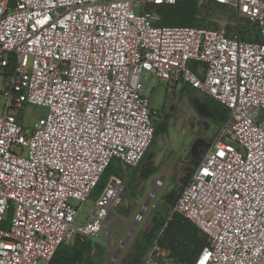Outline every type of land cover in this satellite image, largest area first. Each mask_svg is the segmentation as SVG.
Here are the masks:
<instances>
[{
  "label": "built area",
  "instance_id": "2783aa9c",
  "mask_svg": "<svg viewBox=\"0 0 264 264\" xmlns=\"http://www.w3.org/2000/svg\"><path fill=\"white\" fill-rule=\"evenodd\" d=\"M185 1L234 8L261 41L241 26L229 37L158 23ZM144 72L229 111L174 206L210 240L194 264H264V0H0V264H49L61 244L103 232L125 192L118 176L76 222L107 168L137 169L155 138L162 111ZM27 105L48 109L29 132L12 113ZM169 255L156 239L141 264Z\"/></svg>",
  "mask_w": 264,
  "mask_h": 264
},
{
  "label": "rangeland",
  "instance_id": "374dc122",
  "mask_svg": "<svg viewBox=\"0 0 264 264\" xmlns=\"http://www.w3.org/2000/svg\"><path fill=\"white\" fill-rule=\"evenodd\" d=\"M236 25L243 30L248 27L238 16ZM221 30L226 31L225 25ZM141 82L146 88L152 108L164 111L169 117L168 133L154 140L141 169L126 176V188L121 202L113 207L103 232L94 239L101 251L93 249L91 256L83 264H91L92 261H95L94 264H141L144 257L136 252V242L154 229L159 216L164 217L166 225L171 220L174 207L167 203L166 198L169 195H174L176 199L180 197L222 127L213 122L204 94L196 92L189 96L180 87H168L150 72L143 73ZM4 85L5 78L0 75V115L6 109ZM12 113L29 132L40 118L47 115L48 109L27 105L23 110H13ZM148 164L156 167L158 172L144 180L143 168ZM158 179L164 180L163 186L157 191L156 198L150 202L148 210L143 212V221L135 223L154 189V182ZM132 181L134 189L130 188ZM95 201L96 197L92 196L82 206L76 225H85L88 222ZM160 263L176 264L171 258H161Z\"/></svg>",
  "mask_w": 264,
  "mask_h": 264
},
{
  "label": "trees",
  "instance_id": "16d2710c",
  "mask_svg": "<svg viewBox=\"0 0 264 264\" xmlns=\"http://www.w3.org/2000/svg\"><path fill=\"white\" fill-rule=\"evenodd\" d=\"M161 26L170 27H193L208 30H221L225 25L227 36L233 37L237 33L236 18L237 12L234 8L219 4L215 1L206 2L199 5L195 1H185L174 6H165L159 10ZM246 22V21H245ZM247 23V22H246ZM247 28L241 27L240 36L246 42H260L258 33L254 32L247 23ZM184 93L192 96L196 90L191 87H184ZM207 105L212 113V120L217 125H222L228 118L229 111L212 97L206 96ZM169 117L162 111L154 140L162 134L168 133ZM154 140L145 155H149ZM144 158V160H145ZM144 160L137 169H124L121 165L112 163L105 171L93 197L99 196L110 177L118 176L125 180L128 173H136L143 166ZM158 169L152 164L145 165L142 178L150 179ZM126 188V186H125ZM130 188L134 189L133 181ZM167 203L175 206L178 199L174 195H169ZM163 231L162 236L159 235ZM159 240V247L170 252L168 258L178 262L194 264L206 247L210 246V240L193 223L178 214H173L171 220L166 225L163 216H159V221L150 233L144 234L135 244V250L140 257H144L154 241ZM93 249L101 251L94 242L81 240L76 237L72 242L63 243L59 246L49 264H83L91 256ZM92 261L91 264H94Z\"/></svg>",
  "mask_w": 264,
  "mask_h": 264
},
{
  "label": "water",
  "instance_id": "95a60500",
  "mask_svg": "<svg viewBox=\"0 0 264 264\" xmlns=\"http://www.w3.org/2000/svg\"><path fill=\"white\" fill-rule=\"evenodd\" d=\"M149 204H150V202H147V203H146V206H149Z\"/></svg>",
  "mask_w": 264,
  "mask_h": 264
},
{
  "label": "crops",
  "instance_id": "0c3cea01",
  "mask_svg": "<svg viewBox=\"0 0 264 264\" xmlns=\"http://www.w3.org/2000/svg\"><path fill=\"white\" fill-rule=\"evenodd\" d=\"M174 262H176V261H174ZM176 264H178V262H176Z\"/></svg>",
  "mask_w": 264,
  "mask_h": 264
},
{
  "label": "bare ground",
  "instance_id": "6f19581e",
  "mask_svg": "<svg viewBox=\"0 0 264 264\" xmlns=\"http://www.w3.org/2000/svg\"><path fill=\"white\" fill-rule=\"evenodd\" d=\"M112 262H113V260H112Z\"/></svg>",
  "mask_w": 264,
  "mask_h": 264
}]
</instances>
